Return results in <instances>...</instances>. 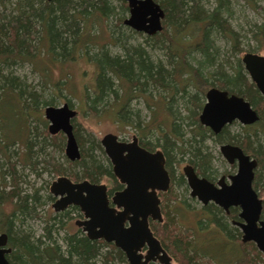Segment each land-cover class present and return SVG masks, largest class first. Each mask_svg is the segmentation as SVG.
Here are the masks:
<instances>
[{"label": "trees", "instance_id": "obj_1", "mask_svg": "<svg viewBox=\"0 0 264 264\" xmlns=\"http://www.w3.org/2000/svg\"><path fill=\"white\" fill-rule=\"evenodd\" d=\"M155 1L164 11L162 29L156 34L145 35L144 45H141L129 43V36L117 28L122 26L124 14L128 12L125 0H12V3L0 0V233L7 234L11 252L6 257L12 264H127L123 252L112 243L89 239L79 228L65 233L61 244L58 242L55 235L64 227L63 218L71 212L78 213L77 208L56 212L44 219L42 233L36 237L31 230L21 228L28 218L39 216L37 207L44 202L38 193L39 188L26 192L19 185L20 178L15 168L18 162L12 160L15 155L12 143L18 140L25 146L23 166L30 164L36 174L38 169L61 174L62 169L54 162V151L49 146L60 148V139H63L61 134L49 136L48 129L35 130L30 125V112L35 117L39 105L56 104L53 99H45L29 90L25 81L13 74L12 66L25 62L32 64L43 85H49L56 91L64 87L66 81L52 80V67L87 56L95 66V76L90 94L85 87V107L97 114L103 109L99 106L107 104L121 125L132 126L142 133L152 128L154 122L152 119L145 122L137 112H129L131 97L149 90L169 94L160 98L161 107L168 114L169 126L164 129L161 124L166 121H160V136L154 141L141 140V145L148 149L160 147L172 178L171 185L184 183L182 174H174L175 151L188 154L190 163L202 175L209 176L212 175L211 152L205 140L212 137L217 143L237 144L257 160L253 183L263 197L261 218L264 219V98L248 78L240 56L229 63L228 58L222 59L224 55L221 57L220 48L214 42L218 38L230 40V49L235 53L241 51L239 34L233 30L226 15L230 9L228 0H216L211 8H206L202 0ZM109 20L116 24L111 33L107 29ZM252 32L257 50L264 53V22L254 25ZM106 35L113 37L121 49L120 53L107 51ZM148 46L161 49L167 60L151 58ZM94 48L96 51L89 54ZM248 51L255 52L253 49ZM210 86L244 96L256 109L259 121L242 126L244 132L240 134H230L229 126L224 125L214 135L197 119L203 103L201 99ZM64 102L71 107L69 99ZM149 102L146 100L145 106L152 109L150 106L156 104ZM173 102L178 109L173 108ZM5 104L11 105L8 111L3 108ZM179 107L187 109L188 115L181 116ZM7 117L19 120L15 132L10 125L11 135L2 126ZM185 118L189 119L185 125L190 126L187 137L182 131ZM40 120L46 126V121ZM73 121L74 118L72 124L75 125ZM73 131L77 137L75 126ZM177 140H180L179 144ZM95 149L103 154L100 143L90 139L88 150L82 149L78 160L66 158L68 170L73 173L69 175L71 178L93 182L114 178L107 158L104 157L103 161L97 159L93 154ZM171 191L163 194L162 221L149 220V225L173 263L198 264L205 259L209 264H264V254L253 243L239 241L237 229L229 227V220L215 205L203 208L209 211L210 217L201 218L199 224L206 229L213 223L234 242L221 235L215 236L209 244L202 246L205 250L200 252L191 239L192 231L186 229L183 232L174 222L173 211L178 214V210L175 205L170 208ZM46 199L53 200L49 189ZM5 202L14 205L13 211H2L1 206ZM214 229L217 231L215 226Z\"/></svg>", "mask_w": 264, "mask_h": 264}, {"label": "water", "instance_id": "obj_2", "mask_svg": "<svg viewBox=\"0 0 264 264\" xmlns=\"http://www.w3.org/2000/svg\"><path fill=\"white\" fill-rule=\"evenodd\" d=\"M125 1L128 15L123 20L124 25L145 35L161 31L164 11L158 2ZM240 60L249 79L264 97V54L245 51ZM76 113L67 102L44 107L48 132L64 134V153L70 160L80 157L71 122ZM198 119L202 125L217 134L233 120L243 125L252 124L259 116L242 96L210 87L205 92V102ZM100 143L110 160L113 174L125 186L109 199L104 183H93L87 179L73 182L67 176H58L49 186L50 193L56 197L52 204L54 211H62L70 205L77 206L83 219L76 220L75 224L87 238L112 243L123 252L128 264H172L170 255L153 234L148 222V218L162 221L157 190L167 191L170 185L163 152H149L138 145L135 136L130 142H123L115 134L106 133ZM219 149L228 162H237V172L230 176L231 182L225 184L220 178L216 186L207 179L198 177L190 165H185L182 170L191 188V195L196 196L203 204L213 201L225 210L231 205L239 206L238 216L241 221L237 223L242 232L241 241L253 242L264 254L262 200L251 185L257 162L237 145L221 144ZM7 239V234L1 232L0 264H10L6 257L11 251L6 246Z\"/></svg>", "mask_w": 264, "mask_h": 264}, {"label": "rangeland", "instance_id": "obj_3", "mask_svg": "<svg viewBox=\"0 0 264 264\" xmlns=\"http://www.w3.org/2000/svg\"><path fill=\"white\" fill-rule=\"evenodd\" d=\"M9 1L12 3V0ZM215 1L216 0H202V2L205 3L206 8H211L215 6ZM228 6L230 8L228 11L229 14L226 15L227 18H229V22L233 30L237 34H239L238 45L241 48V51L235 53L234 50L230 49V40L222 38L215 39L214 42L220 48L221 57L224 55V58L222 59L228 58V62L233 63L234 58L241 56L245 51H248L249 49H253L255 52L264 54L263 51L257 50V42L255 41L252 32L254 30V25H259L264 22V0H228ZM127 15L128 12L124 14V17H126ZM114 25H116L114 24V21L111 22L109 20V22L107 23V29H109L108 31H110V33L113 30L112 28H114ZM117 28H119V30H123L125 32L124 35L129 36V43H139L141 45H144L143 42L145 40V35H143L142 33L135 32L124 24ZM106 36L109 37H107L105 40L107 41V44L105 45L107 51L112 54L120 53L121 49L118 44L113 41V37H111L110 35ZM95 51L96 48L91 49L89 51V54ZM147 51L149 52L151 58H158L163 61L167 60V56L164 55L162 50L159 48L148 46ZM12 71L13 74L19 76L20 80L25 81V84L28 85L29 90L35 91L38 95L42 96L45 99H53V102H55L56 106L62 104L66 98L70 100L71 107L77 111V114L74 117L73 121V123H75V125H73V128L75 126V130L77 129L78 136L76 137L75 135V138L78 142L79 147L81 148V151L82 149L83 151L88 150V141L90 139L99 142L101 137L108 132L116 134L121 138L126 137L128 140L131 139V136L133 134L136 135L137 131L135 132V129L132 126L121 125V122L116 120V117L113 115L112 109L110 110L109 105H100L99 107L103 109L98 111L97 114H94L93 112L89 111L87 107H85L86 100L84 98V94L87 90L90 94L91 88L93 86V79L95 76V66L91 61H89L87 56L79 58L76 57V59L70 62L56 64L52 67V71L50 72L51 79L61 81H63L64 79L66 81L64 87L62 86L61 89H57L56 91H54L49 85L42 84L40 75L36 70L32 68V64L29 62L12 66ZM227 71H230V68L227 67ZM85 87L88 89L86 90ZM143 94L147 97L148 101L150 102L153 101L151 95L153 96V98L161 99L162 96H169V94L164 93V91H162L161 94L160 90H149ZM167 99H169V97H167ZM204 99L205 98L203 97V99L201 100L204 101ZM145 103L146 100L143 98V96L141 94H136L135 97L130 100L129 112H137V114L143 119V121L146 122L147 116L150 114V110H152L153 107L152 109L150 108L148 112ZM158 103L159 109L157 115L155 116V119L159 122L165 120L166 123L161 124V126H163L165 129L166 126H169L167 122L168 114L165 112L164 107H161L162 105L160 104V99ZM109 104H111V102ZM172 104L174 105L173 108H177L175 107L174 102ZM10 107L11 105L9 104H5L3 106L4 110L6 111H8V108ZM44 107L45 106L41 104L36 108L35 117H32V112L29 113V116L31 117L29 121L30 125L35 127V130L47 129L48 121L44 117ZM179 108L181 116L188 115L189 111L187 109L182 107ZM40 118L46 121V126L42 123ZM171 120L172 119L170 118V121ZM183 120L184 122L182 125V131L185 137H187L190 126L185 124L187 121H189V119L185 118ZM16 124H19V120L14 119L12 117H7V122H4L2 126L5 129L6 133L9 135L10 133H12L10 125H12V129L15 132ZM228 131L230 134L244 132V130H242V125L237 121L229 125ZM138 134L142 137V140L150 141H154L159 136L158 131L154 130L153 128L145 129V132L143 134H141L140 132H138ZM61 136L63 138L62 140L60 139V141L62 142V148L60 147L57 149H52L51 145L49 146V149L54 151V153L52 154L54 162L59 164L62 169L61 174L57 173L56 171H49L44 169H38V174H36V172L31 169L30 164L27 163L28 165L26 164V166H23V156H25L26 152L25 146L21 141L18 140L12 143L11 149L12 152L15 153V155L12 156V160L16 159V161L18 162L15 168L17 170V175H19L20 178L18 182L19 185L26 192H30L33 189L39 188L38 193L43 196L42 201L44 203L37 207L39 216L34 218H28L21 227L26 231L31 230L34 233L35 237L42 233L44 219H47L49 216H53L56 213L52 207L54 199H46L48 185H50L51 181L59 175L69 176L73 174L70 169L68 170L69 167L66 161L67 157L64 153L65 137L63 134H61ZM61 136L59 138H61ZM179 141L180 140L176 141L177 144H179ZM205 145L211 152L210 166L212 167V177L218 179L224 172L231 173L235 170V168H232L221 156L219 152V143L215 142L212 137H209L205 140ZM33 150H35V147L33 148ZM93 154L96 156L97 159L101 161L104 160V153L102 154L98 149L93 150ZM189 157L190 156L188 154H180L178 150L177 152H174L175 161L172 165L175 170V175H179V173L182 172L181 168L187 163ZM39 165L41 166L42 164L39 163ZM101 181L106 183L105 179H102ZM185 184L186 183L184 182L178 185L176 183H174L173 186L171 185L169 191L172 190L171 194L173 195H171L172 205L170 208H173V205H175L176 209L178 210V214L175 211H172L174 213L173 217L176 226L180 228L183 232L186 229L192 231L193 235L191 236V239L194 245H196L197 248H199L200 252H202L205 250V248L202 246H204L210 238L214 239L215 237L213 236L212 231H206L207 229L203 228L204 225H201L202 228H199L197 220L193 216V214L196 213V210L200 208V203L195 199L189 198V190ZM174 196L176 198L175 200ZM163 199H165L164 195L162 197V201ZM13 208L14 205L11 202H5L1 206V209L4 213H9L13 211ZM76 215V212H71L68 214V216H65L63 218L64 227L60 229L55 235L60 244L62 242L61 237L65 233L73 232L78 228L74 223V221L78 218L76 217ZM198 264L209 263L206 262L204 259L198 261Z\"/></svg>", "mask_w": 264, "mask_h": 264}, {"label": "flooded vegetation", "instance_id": "obj_4", "mask_svg": "<svg viewBox=\"0 0 264 264\" xmlns=\"http://www.w3.org/2000/svg\"><path fill=\"white\" fill-rule=\"evenodd\" d=\"M143 34V33H142ZM143 35H145V34H143ZM244 69V68H243ZM245 71V70H244ZM247 74V73H246ZM248 76V75H247ZM249 78V77H248ZM255 85V84H254ZM210 87H217V86H210ZM210 87H208V88H210ZM207 88V89H208ZM218 89H222V88H219V87H217ZM206 89V90H207ZM257 89V88H256ZM222 90H226V89H222ZM229 94L230 93H233V92H229L228 90H226ZM206 92V91H205ZM259 92V91H258ZM234 94H236V93H234ZM140 95V94H139ZM141 95L143 96V98L145 99V95L143 94V93H141ZM236 95H238V94H236ZM261 95V94H260ZM240 96H242V95H240ZM262 96V95H261ZM135 96H133V97H131V99L130 100H132L133 98H134ZM245 100H247L244 96H242ZM263 97V96H262ZM204 98H205V93H204ZM264 98V97H263ZM159 99L160 98H154V100H153V103H154V105L156 104L157 105V107H156V105L155 106H150V107H153V109L152 110H150V114L147 116V120L146 121H148V120H150V119H152L153 120V122H154V124H153V129L154 130H156V131H158V133H159V136H160V131H159V121L158 120H156L155 119V116L157 115V113H158V109H159ZM145 100H147L148 101V99L146 98ZM248 101V100H247ZM204 102H205V99H204V101H203V103H202V106H203V104H204ZM249 102V101H248ZM129 103H130V101H129ZM151 102H149V104H150ZM250 103V102H249ZM250 105H251V103H250ZM202 106H201V109H202ZM251 107L253 108V106L251 105ZM156 108V109H155ZM146 109H148V112H149V109L150 108H148V107H146ZM201 109H200V111H201ZM254 109V108H253ZM255 111H256V109H254ZM200 111L198 112V116H199V113H200ZM77 112V111H76ZM257 112V111H256ZM258 114V113H257ZM198 116H197V119H198ZM259 116V115H258ZM235 121H237V120H233L231 123H229V124H226V125H231L233 122H235ZM259 121V119L257 120V121H255L254 123H252V124H245V125H243V124H241L239 121H237V122H239L242 126H248V125H253V124H255V123H257ZM71 122H72V120H71ZM198 122H199V119H198ZM200 123V122H199ZM201 124V123H200ZM202 125V124H201ZM202 126H204V125H202ZM204 127H207V126H204ZM207 128H209V127H207ZM149 129V128H148ZM210 129V128H209ZM137 131V132H136ZM211 131V130H210ZM135 132H136V135H132L131 136V139L130 140H128L126 137H119L118 135H116L117 136V139L118 140H120V141H123V142H130L131 140H132V137L133 136H135L136 138H137V143H138V145L139 146H141V147H143L144 149H146V150H148L149 152H154V151H156V150H161L160 149V147H152L151 149L149 148H146V147H144V146H142L141 145V140H142V137L138 134V132H140L141 134H143L141 131H139V130H135ZM212 132V131H211ZM63 134L62 132H58V133H56V134ZM73 133H74V131H73ZM108 133H110V132H108ZM213 133V132H212ZM50 134V133H49ZM113 134V133H112ZM214 134V133H213ZM236 134V133H235ZM240 134V133H239ZM51 135H55V134H51ZM64 135V134H63ZM215 135V134H214ZM74 136H75V134H74ZM65 137V136H64ZM102 138V137H101ZM76 139V138H75ZM101 140V139H100ZM100 140H99V143H100ZM76 142H77V140H76ZM227 142H222V143H219V147H220V145L221 144H226ZM77 144H78V142H77ZM228 144H232V143H228ZM233 145H237V144H233ZM100 146H101V148H102V151H103V153H104V155H105V157L107 158V160H108V162H109V164H110V168H111V172H112V165H111V163H110V160L108 159V157L106 156V154H105V152H104V149H103V147H102V145H101V143H100ZM237 146H239V145H237ZM78 147H79V145H78ZM240 147V146H239ZM64 148H65V145H64ZM241 148V147H240ZM242 149V148H241ZM79 151H80V155H81V150H80V147H79ZM162 151V150H161ZM242 151L245 153V154H247V155H249V157L250 158H253V159H255L254 157H252L249 153H247V152H245L243 149H242ZM163 152V151H162ZM219 152H220V149H219ZM220 154H221V156L224 158V160L232 167V168H235V170L233 171V172H224L223 174H221V176L218 178V179H216L215 177H212V175H202L198 170H197V168H195L191 163H190V161L188 160L187 161V163L185 164V165H190L192 168H193V170H194V172L196 173V175L198 176V177H203V178H205V179H207L209 182H211V183H213L214 185H216V186H218V184H217V182L220 180V178H222L223 179V183H225V184H229L230 182H231V180H230V176H233L236 172H237V162L236 161H234V162H232V163H230V162H228L226 159H225V157L222 155V153L220 152ZM164 155V154H163ZM80 158V157H79ZM78 158V159H79ZM78 159H76V160H78ZM256 160V159H255ZM256 162H257V160H256ZM184 165V166H185ZM164 166H165V168H166V170H167V172H168V175H169V178H170V185H169V188L167 189V191L170 189V186H171V183H172V178H171V175H170V173H169V169H168V165L166 164V160H165V156H164ZM184 166H182V168L184 167ZM182 168H181V171L182 172H180V174H182V176H183V178L185 179L184 180V182L186 183L185 185L187 186V188H188V190H189V198L190 199H195L196 201H198L199 203H200V208L198 209V210H196V213H194L193 214V216L196 218V220H197V224H198V226H199V228L201 227V225L199 224V220L202 218V220L204 219V217H210V213H209V211L207 210H204L203 208L205 207V206H208V205H215V206H217L218 208H220L221 210H222V213H223V215L229 220V227L231 226V227H235L236 229H237V231H238V233H239V235H237L238 236V239H239V241H241V234H242V232H241V228H240V226L238 225V223L237 222H240L241 221V218L238 216V214H239V212H240V208H239V206H233V205H231V206H229L226 210L224 209V208H222L221 206H218L217 204H215L213 201H208L206 204H203L196 196H192L191 195V188L189 187V185H188V183H187V180H186V177L184 176V173H183V170H182ZM256 169H257V165H256V167L254 168V175H255V171H256ZM112 174H113V172H112ZM59 176H61V175H59ZM64 176H66V175H64ZM58 177V176H57ZM70 180H72L73 182H78V181H81V180H83V179H79V180H75L74 178H71L70 176H67ZM113 177L114 178H112V179H110V180H106V183H104V182H102L101 180H99V181H97V182H100V183H104L105 185H106V188H107V196H108V198L109 199H111V197H112V195L116 192V191H118V190H121L125 185L124 184H122L120 181H119V179L113 174ZM254 177L255 176H253V180H252V183H251V185H252V188L257 192V195H258V197L262 200V206H263V197L262 196H260L259 195V192H258V190L256 189V188H254ZM87 180H89V179H87ZM53 181V180H52ZM51 181V182H52ZM90 182H93V181H91V180H89ZM97 182H93V183H97ZM51 184V183H50ZM119 184L120 185V187H118V188H116L117 187V185ZM50 185H48V187H49ZM49 189V188H48ZM167 191H159V190H157V196L159 197V199H160V202H159V207H160V212H161V215H162V211H161V207H162V204H163V202H162V195L164 194V193H166ZM50 192V191H49ZM51 194V193H50ZM52 195V194H51ZM52 197H53V199H54V201L56 200V197H54L53 195H52ZM72 208H77V215H76V217H78L76 220H82L83 219V215H82V213H81V211H80V209L77 207V206H75V205H70V206H68L67 208H65L64 210H67V211H71V210H73ZM236 209V212H234V210ZM54 210V209H53ZM64 210H62V211H64ZM55 212H61V211H55ZM262 212V211H261ZM235 213H236V216H235ZM233 216H235L234 218H233ZM75 220V221H76ZM148 220H152L151 218H148ZM264 220V219H263ZM75 221H74V223H75ZM153 221H155V220H153ZM149 222V221H148ZM158 222V221H157ZM76 225V224H75ZM77 226V225H76ZM214 226L217 228V231H215V229H214ZM78 227V226H77ZM149 227H150V225H149ZM79 229H80V227H78ZM202 228V227H201ZM151 229V228H150ZM207 230L206 231H212V234H213V236L215 237V236H222L223 238H227L228 240H229V238H228V236H226L225 234H224V232L223 231H221V229H219V227H217L216 225H214L213 223L212 224H210L209 226H208V228H206ZM81 230V229H80ZM215 231V232H214ZM84 233V232H83ZM85 234V233H84ZM234 238H236V237H234ZM210 239H212V238H210ZM209 239V240H210ZM159 240V239H158ZM209 240H208V242L205 244V245H207V244H209ZM160 241V240H159ZM230 242H234V239H232V238H230V240H229ZM228 241V242H229ZM242 242V241H241ZM161 243V242H160ZM242 243H246V242H242ZM251 243H253V242H251ZM162 245V244H161ZM204 245V246H205ZM253 245H255L254 243H253ZM6 246H8V247H10V245L8 244V239H7V244H6ZM163 247V246H162ZM256 247V246H255ZM11 248V247H10ZM164 248V247H163ZM165 249V248H164ZM257 249V248H256ZM258 250V249H257ZM259 251V250H258ZM11 252V251H10ZM9 252V253H10ZM125 257V256H124ZM171 257V256H170ZM126 260V259H125ZM9 262V261H8ZM127 262V261H126ZM171 262H172V264H175V263H173V261H172V257H171ZM10 264H12L11 262H9ZM152 263H156V264H159L158 262H150L149 264H152ZM128 264V263H127Z\"/></svg>", "mask_w": 264, "mask_h": 264}]
</instances>
